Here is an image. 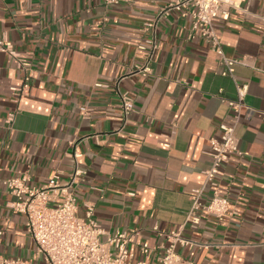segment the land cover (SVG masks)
<instances>
[{"label": "crops", "instance_id": "obj_1", "mask_svg": "<svg viewBox=\"0 0 264 264\" xmlns=\"http://www.w3.org/2000/svg\"><path fill=\"white\" fill-rule=\"evenodd\" d=\"M167 2L0 0V37L17 55L0 52V256L39 258L6 181L28 173L43 186L61 171L66 184L80 152L79 214L93 205L105 232L133 233L136 259L148 243L159 264L161 232L186 222L203 186L210 139L234 122L239 82L248 86L235 128L243 155L230 157L223 180L236 214L187 227L185 237L210 247L181 254L194 264H264V0H239L215 20L221 53L190 39L191 19L173 12L158 26L151 74L131 75L148 57L144 26ZM224 58L242 61L234 77L223 75ZM117 84L135 103L126 122Z\"/></svg>", "mask_w": 264, "mask_h": 264}, {"label": "built area", "instance_id": "obj_2", "mask_svg": "<svg viewBox=\"0 0 264 264\" xmlns=\"http://www.w3.org/2000/svg\"><path fill=\"white\" fill-rule=\"evenodd\" d=\"M101 1L106 7H113L133 0ZM238 6L239 0H168L160 8L157 17L144 26L143 30L147 33V37L140 48L148 52V57L145 65L132 70L131 75L151 74V65L158 48V26L173 12L179 13L183 18L191 19L190 39L200 37L216 52L221 53V45L214 31V22L217 19L227 20L230 11ZM0 52L17 56L12 44L1 37ZM240 63L241 60L224 58L223 64L226 69L223 75L234 77L235 66ZM118 84L116 89L122 104L123 121L126 122L135 109V103L128 92L119 91ZM236 84L239 99L229 102L235 114L234 122L232 125H221L220 138L210 139L207 155L211 158V165L205 172L203 186L193 192L192 206L186 222L175 230L161 232L167 240V245L159 264H194L183 257L181 250L195 247L207 249L210 244L185 237V229L189 227L193 231L198 230L205 214L212 215L221 222L236 214V208L223 187L225 166L230 157L235 154L243 155L239 151L235 128L245 106L244 99L248 86L239 82ZM13 119L14 114L11 115L10 121ZM81 156L80 152L73 154L75 166L66 184L62 181L61 171L55 172L43 186H31L28 173H21L6 181L10 193L16 198L12 208L14 212L25 216L27 232L37 246L39 258L32 260L0 256V264H152L148 260L150 245L137 244L143 255L142 259L137 260L130 249V245L133 244V233L119 230L113 234L105 232L95 218L93 205L85 206L84 216L79 214L76 189L79 178L84 175L78 163ZM207 189L211 190L208 196H206Z\"/></svg>", "mask_w": 264, "mask_h": 264}]
</instances>
